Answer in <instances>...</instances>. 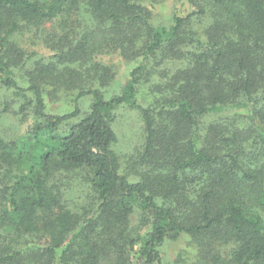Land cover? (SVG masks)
I'll use <instances>...</instances> for the list:
<instances>
[{"label":"trees","instance_id":"obj_1","mask_svg":"<svg viewBox=\"0 0 264 264\" xmlns=\"http://www.w3.org/2000/svg\"><path fill=\"white\" fill-rule=\"evenodd\" d=\"M146 1L0 0V84L32 116L16 139L0 128V264H164L183 235L203 264H264V0H186L169 26ZM26 35L49 62L26 58ZM115 53L137 65L107 97L113 72L97 59ZM70 91L74 111L49 113L47 97ZM122 106L146 126L127 174L113 149Z\"/></svg>","mask_w":264,"mask_h":264},{"label":"rangeland","instance_id":"obj_2","mask_svg":"<svg viewBox=\"0 0 264 264\" xmlns=\"http://www.w3.org/2000/svg\"><path fill=\"white\" fill-rule=\"evenodd\" d=\"M146 6L151 14L150 21L155 26H169L174 16L184 17L191 12L186 0H147ZM51 26L52 23L47 25V31L51 29ZM19 44L25 52L26 58L36 53L39 59H45V62H49V59L55 54L51 48L42 42L35 41L32 35L21 38ZM97 62L110 67L113 72L114 79L104 89L107 97L120 94L122 87L130 78V72L137 65L136 62H129L118 53L100 56ZM28 67L30 69V65ZM26 70L28 71L27 67L24 70L17 71L20 74L19 83L24 87L28 85L22 78ZM97 85L94 81H86L83 86L96 87ZM48 89H52L51 86H48ZM72 92L70 91L69 94L60 92L56 96L47 97L48 112L54 115H63L74 111L76 104L73 100L76 93ZM143 95L144 93L138 96L140 102ZM90 102L91 98L86 96L78 102V108L85 112L88 110ZM22 104L23 98L17 97L13 91L6 90L0 84V128L2 136L7 141L21 137L32 123V116L27 114V118H24L25 116L21 110ZM113 129L118 137V142L113 149L119 159L120 171L123 174L132 173L134 164L131 158L142 151L146 140L144 119L137 109L122 106L116 111ZM69 176L67 193L73 196L77 203H80L83 199H86L87 193L81 186L77 185L74 176ZM162 253L164 264H191L197 257L198 247L196 242L192 241L189 236L183 235L177 241L166 242L162 247ZM222 254L225 256V252ZM195 261L197 264H203L200 259Z\"/></svg>","mask_w":264,"mask_h":264}]
</instances>
